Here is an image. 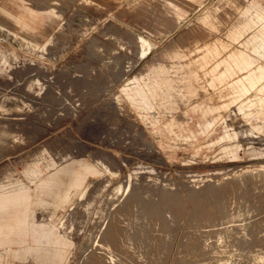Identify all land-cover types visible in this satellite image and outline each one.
Wrapping results in <instances>:
<instances>
[{
    "label": "rangeland",
    "instance_id": "obj_1",
    "mask_svg": "<svg viewBox=\"0 0 264 264\" xmlns=\"http://www.w3.org/2000/svg\"><path fill=\"white\" fill-rule=\"evenodd\" d=\"M247 1L0 0V188L14 190L20 210L18 230L10 232L20 254L0 264H82L86 251L108 259L97 232L117 221L120 199L123 203L138 185L170 188L159 192L165 199L160 195L162 201L145 205L151 214L161 206L159 220L168 222H159L160 237L168 241L161 242L157 264H232L229 247L190 263L174 262V256L189 229L188 212L190 234L199 227L205 235L216 231L210 227L228 216L226 209H237H229L228 199H200L204 191L198 190L229 192L264 175V135L252 120L237 118L233 99L222 100L220 89L198 81L206 75L200 69L246 62L230 55L249 47V40L225 33L242 30L248 18L236 23V8ZM205 16L215 27L202 21ZM249 126L259 133H249ZM225 131L227 141L221 142ZM259 186H250L248 194L263 198ZM117 187L120 198L112 195ZM250 196L246 202L252 207L245 206L252 211L250 222L244 217L234 228L227 221L217 229L237 239L236 233L244 235L237 225H247L246 234L259 238L243 241L257 245L236 247L248 250L235 260L264 264V198L252 203ZM106 207L115 216L109 219ZM234 239L230 243L238 242ZM243 241L238 243L247 244Z\"/></svg>",
    "mask_w": 264,
    "mask_h": 264
},
{
    "label": "bare ground",
    "instance_id": "obj_2",
    "mask_svg": "<svg viewBox=\"0 0 264 264\" xmlns=\"http://www.w3.org/2000/svg\"><path fill=\"white\" fill-rule=\"evenodd\" d=\"M14 2H16V0H14ZM251 26V25H250ZM114 31V30H113ZM129 34V33H128ZM144 39V38H143ZM146 39V38H145ZM145 43V42H144ZM147 45V44H146ZM145 45V46H146ZM239 127V126H238ZM246 129H248V132L249 133H254L255 135L256 134H258L259 132L257 131V130H255L254 128H251V126H249L248 128H246ZM240 133L242 132V130L241 131H239ZM246 134V133H245ZM239 136H240V134H239ZM258 178H259V180L258 181H255V182H253V183H251V185H243V184H237V185H235V186H233V187H231V188H229L228 190H226V191H229V192H224V191H219V192H217V193H211L210 191H212V189L214 188V187H212V188H210V190H208V189H205V190H203L202 189V191L200 190H198L197 192H203L202 194H199L200 195V199H203V198H208V197H210V199L212 200V202L214 203L215 201H217L218 199L220 200H223V199H228V202H229V200L231 201L230 203H229V205H228V207H229V209L231 208V209H233L234 207L235 208H237L236 210H235V208H234V210L235 211H233V210H231V211H233V212H231V211H229L228 212V209H226L227 210V212L226 213H228L227 215L228 216H226L225 218H222V219H217V220H219V222H217V223H219V228H223L224 227V224H228L227 223V221L229 222V223H232V222H240V220H242V221H247V220H249V219H247V217H250L251 215H252V211H250V210H247L246 211V209H245V206H246V208H249L248 206H250V204L248 203V202H246V200L248 199L249 200V194H248V192H249V187L250 186H253V187H255V188H253L252 190H254V189H257L258 188V185H260L259 187V194L260 193H262V194H264V175L262 174H258ZM155 182V181H154ZM255 183V184H254ZM138 184V183H137ZM140 184V183H139ZM135 185V184H134ZM133 185V186H134ZM159 186V185H158ZM158 186L156 187L155 185L153 186V188L151 187L149 190H147V188L146 189H144L145 187H147V186H145V187H143V186H137V187H133L134 189H132L131 191H132V194H130V196H128L129 195V193H128V191H127V193H128V195H127V198H126V196L123 194V196H125V203H124V201H123V203H122V199H124V197L122 198V199H120L121 200V204H123V206L122 207H120V209L122 208V210H120V211H118V210H116L115 208H119V206H116V205H119V204H117V201L116 200H114V202L116 201V207L112 210L113 212H114V210H116L115 212V214H116V222L115 223H113L112 222V224L110 223V225H108L109 227L107 228V229H105V230H103L101 227V229H102V231L103 232H100V230L97 232V230H93V232L94 231H96L97 232V235H99L100 236V239H99V241L98 242H100L101 243V245H102V247L104 246L105 248L102 250V251H106L107 253H108V259H109V262H107V260L105 259V260H103V258L102 257H104L105 258V254H104V256H101V257H99V258H102V260L101 259H99L98 257H97V254L98 253H100V252H97V254H95V253H93V251H91L92 250V248L93 247H91V252L93 253V254H95V259H96V257L98 258V259H96V260H94L93 262H92V260L94 259V257L93 256H91L90 254H92V253H90V252H88L87 253V251L85 252V254L83 255V260L81 261V263L83 264V261L85 260L86 261V259H87V261H89L90 259H92V260H90V262L88 263V262H85V263H87V264H157L159 261H160V246H161V242H162V244L163 243H167V241L168 240H166V239H164V237L163 238H161L160 237V233L158 232L159 231V229H158V227H159V222L160 223H162L161 222V219L159 220V218L162 216L163 217V215H161L160 216V207L161 206H159L158 207V210L157 211H155L153 214H151V211L150 210H147V208H146V203H148V202H150V201H156V200H160L161 199V194H167L170 190V188H167V189H165V190H167V191H164V189L162 188V189H160V188H158ZM124 187V186H123ZM148 187H150V186H148ZM130 188V186L128 185L127 186V188H126V190L127 189H129ZM189 188V187H188ZM119 189H121L120 187H117L116 189H114L115 191L112 193V195H117V197L118 198H120V196H121V194H122V189H121V193L120 192H118L119 191ZM250 189H251V187H250ZM134 190V191H133ZM194 190H196V189H194ZM130 191V190H129ZM160 191H162V192H160ZM174 191V190H173ZM206 191H207V193H206ZM213 191H214V189H213ZM120 193V195H118V193ZM161 194H160V193ZM176 192V191H175ZM188 192V191H187ZM189 192H190V190H189ZM194 192H196V191H194ZM123 193H125L124 191H123ZM126 193V194H127ZM171 193H172V190H171ZM253 193H254V191L252 192V195H253ZM256 193V192H255ZM195 194V193H194ZM111 195V196H112ZM161 195V196H160ZM174 195V194H173ZM190 195V194H189ZM256 195V194H255ZM257 195H258V193H257ZM261 195V194H260ZM259 195V196H260ZM110 196V195H109ZM114 196H112V197H114ZM192 196V195H191ZM195 196H197V195H195ZM116 197V198H117ZM162 197H164V196H162ZM166 197V196H165ZM165 197H164V199H165ZM176 197H177V195H176ZM176 197H173V198H176ZM189 197V196H188ZM202 197V198H201ZM198 198V197H197ZM259 198V197H258ZM258 198H256L255 196H250V200L252 199V203L255 201V199H256V202H254V203H257V199ZM262 197H260L259 199H261ZM264 198V197H263ZM263 198L261 199V200H263ZM112 200L113 199H115V198H111ZM204 199V200H205ZM110 200V199H109ZM163 200V198L161 199V201ZM161 201H159V202H161ZM175 201V200H174ZM177 201V200H176ZM192 201V200H191ZM200 201V200H199ZM205 201H208V199H206ZM204 201V202H205ZM226 201V200H225ZM111 202V200L108 202V203H110ZM168 202V201H167ZM201 202V201H200ZM199 202V203H200ZM209 202V201H208ZM218 202H220V201H218ZM223 202V201H222ZM228 202H226V204L228 203ZM260 201H258V203H259ZM264 202V201H263ZM118 203H119V201H118ZM177 203V202H176ZM213 203H212V205H213ZM225 203V202H224ZM219 204L220 206H221V208L222 207H224L225 206V204ZM250 203H251V201H250ZM251 203V204H252ZM261 203H262V201H261ZM179 204V203H178ZM197 205L196 206H199L198 205V203H196ZM204 204V203H203ZM203 204H202V207H203ZM209 204V203H208ZM211 204V203H210ZM242 204H245L244 205V210H242L241 211V209H240V207L242 206L243 207V205ZM263 204V203H262ZM261 204V205H262ZM112 205V204H111ZM113 205H114V203H113ZM154 205V204H153ZM155 205H157L156 203H155ZM152 206V207H156V206ZM159 205V204H158ZM157 205V206H158ZM166 205H168V204H166ZM107 206L109 207V204H107ZM148 206V205H147ZM181 206V205H180ZM201 206V205H200ZM253 206H256V207H253V208H257V204H255V205H253ZM264 206V205H263ZM85 207V206H84ZM108 207H106V209L108 208ZM112 207V206H111ZM110 207V208H111ZM206 207V206H205ZM204 207V208H205ZM215 207H217V206H215ZM215 207L213 208V210L215 209ZM227 207V208H228ZM241 207V208H242ZM250 207H252V206H250ZM110 208L109 209H107L106 211H107V215H108V213H109V211H110ZM167 209H169L170 207H166ZM177 208H179V207H177ZM198 208V207H197ZM207 208H209V207H207ZM112 209V208H111ZM163 209V208H162ZM161 209V210H162ZM181 209V208H180ZM179 209V210H180ZM199 209V208H198ZM260 209V207L258 206V210ZM172 210H173V208H172ZM176 210V209H175ZM210 210V209H209ZM218 210V209H217ZM216 210V211H217ZM222 210H224V208L222 209ZM253 210V209H252ZM255 211H256V209H254ZM181 212H182V210H180ZM188 211V210H187ZM195 211L197 212V210L195 209ZM212 211V210H211ZM215 211V210H214ZM255 211H253L254 213H253V216L254 215H256L257 216V214H255ZM111 212V211H110ZM181 212H177L178 213V215H179V213L181 214ZM194 212V211H193ZM192 212V213H193ZM204 212H207V211H204ZM221 212H223V211H221ZM261 212V211H260ZM264 212V211H263ZM102 213V212H101ZM164 213V212H163ZM176 213V214H177ZM201 212H198L197 214L199 215ZM215 213V212H214ZM219 213V212H218ZM225 212H223V214H224ZM226 213H225V215H226ZM257 213H258V211H257ZM115 214H111V215H114L115 216ZM174 214V212L171 214V215H173ZM241 215L240 216V218H236L235 219V216L236 215ZM262 214V213H261ZM110 215V214H109ZM107 216L108 218L111 216ZM201 215H202V213H201ZM205 215V214H204ZM259 215H260V213H259ZM258 215V216H259ZM177 216V215H176ZM175 216V217H176ZM191 216H192V214H190V216H189V212H188V218H189V220H187V222H189V223H187V227L189 228V229H187V228H185V229H187L186 231H185V229H184V231L186 232L183 236H182V238L184 239V241L183 242H181V243H179V246H178V248H177V251L175 252L176 254H175V256H174V262H177V261H182V262H186V263H190L191 261H193L194 259H204V258H207L208 256L209 257H212L214 254H216V253H218V252H220V251H222V250H225V248L226 247H229V249H227L228 251H231V260H232V264H238L237 263V261L235 260L236 259V257H239L240 256V254H243L244 252H246V254H247V250H248V248L247 249H238V248H236V247H244V246H246L247 245V247H255L257 244H255V243H251V242H255V240L253 241L252 240V238H257L258 236V234H255V230H254V232L252 233V235H256L257 237H250L248 234H250L251 232H248V234H246V227H247V225H246V227H245V224L244 225H237V229L238 228H240L241 230H242V232L241 233H244V235H239V237H238V235H237V233H236V236H237V239L235 238H233L232 237V235L230 236V235H227V236H225V235H223V234H221L220 232H221V229H217V225H214V227L212 228V227H210V225H209V227L211 228V229H213V230H216L214 233L211 231V233H213V234H208V233H206L205 235H204V233H202V231L201 230H203V231H205L206 232V230H204V229H199V227L197 226V225H195L194 223V226H197L198 227V229H196L195 228V230L194 231H196V233L194 234V235H192V234H190V231L192 230L191 228V223H192V219H191ZM206 216V215H205ZM256 216H254V217H256ZM257 216V217H258ZM261 216V215H260ZM171 217H173L174 218V215L173 216H171ZM181 217V216H180ZM183 217V216H182ZM181 217V218H182ZM200 217V216H199ZM199 217H197V218H199ZM214 217V216H213ZM221 217V216H220ZM244 217H246V219L247 220H245L244 219ZM111 218V217H110ZM109 218V219H110ZM180 218V219H181ZM196 218V217H195ZM201 218H203V217H201ZM205 218H207V217H205ZM259 218V217H258ZM263 218V220H264V216L262 217ZM113 219H115L114 217H113ZM164 219H166V218H164ZM164 219H162V220H164ZM175 219V218H174ZM173 219V220H174ZM200 219V218H199ZM204 219V218H203ZM230 219H232V220H230ZM251 219V218H250ZM260 219V221L262 222L263 220H261V218H259ZM258 219V220H259ZM105 220H106V218H105ZM198 220V219H197ZM204 220H206V219H204ZM257 220V221H258ZM103 221V220H102ZM110 221H112V220H110ZM179 221V220H178ZM252 222H254L255 220H251ZM107 222H108V220H107ZM164 222H166L165 220H164ZM162 223V224H164V226H166L165 224H167V223ZM200 222H201V220H200ZM204 222V221H203ZM212 222V221H211ZM211 222L209 223V224H211ZM248 222H250V220L248 221ZM251 222V223H252ZM261 222H260V225H261ZM199 223V222H198ZM197 223V224H198ZM205 223V225L204 226H207L208 225V223H206V222H204ZM216 223V222H215ZM250 223V224H251ZM259 223V222H258ZM107 224V223H106ZM189 224V225H188ZM193 224H192V226H193ZM200 224V223H199ZM198 224V225H199ZM207 224V225H206ZM212 224H214V222H212ZM253 224V223H252ZM112 225V226H111ZM233 225V228L235 227L234 225H236V223L235 224H232ZM232 225H231V228H232ZM161 226H163V225H161ZM163 226V227H164ZM186 226V225H185ZM193 226V227H194ZM200 226V225H199ZM213 226V225H212ZM230 226V225H229ZM255 226H256V224H255ZM262 226H264L263 224H262ZM106 227V226H105ZM227 227V226H226ZM245 227V228H244ZM257 227V226H256ZM260 226H258L257 228H259ZM96 228H99V226L98 227H95V229ZM161 228V227H160ZM168 228V227H167ZM202 228H204L203 226H202ZM208 228V227H207ZM229 228V227H228ZM264 228V227H263ZM263 228H262V230H263ZM249 228H247V230H248ZM255 229V228H254ZM208 230V229H207ZM228 230V229H227ZM251 230V229H250ZM252 230H253V228H252ZM256 230H258V229H256ZM209 231V230H208ZM225 231V230H224ZM259 231V230H258ZM158 232V233H157ZM191 232H193V231H191ZM183 233V232H182ZM258 233V232H257ZM262 233H264V231L262 232ZM94 234H95V232H94ZM93 234V235H94ZM238 234H239V232H238ZM247 236H246V235ZM259 234H261V233H259ZM92 234L90 235L89 234V236H91V238L92 237H94ZM251 235V236H252ZM262 235V234H261ZM264 235V234H263ZM262 235V236H263ZM96 236V235H95ZM262 236H260V237H262ZM234 237H235V235H234ZM90 238V237H89ZM90 238V239H91ZM259 238V237H258ZM257 238V239H258ZM96 239V238H95ZM98 239V238H97ZM233 239L234 240H236V241H243V240H245V239H247V240H252L251 242H250V244H248V241H243V242H247V244H242V243H230L231 241H233ZM256 239V240H257ZM262 240H264L263 238H261ZM92 240H94L93 238H92ZM91 240V241H92ZM221 240V241H220ZM90 241V242H91ZM97 241V240H96ZM259 241H261V240H259ZM90 242L88 243V246H89V244H90ZM95 242V241H94ZM93 242V243H94ZM92 243V242H91ZM92 243V244H93ZM165 243V244H166ZM92 244H90V246H92ZM86 246H87V244H85ZM259 245V244H258ZM264 245V244H263ZM87 246V247H88ZM95 246V245H94ZM97 246L98 247H100L98 244H97ZM96 246V248H98ZM163 247V246H162ZM90 248V247H89ZM95 249V248H94ZM166 249H167V245H166ZM84 250H86V247H84ZM95 250H97V249H95ZM100 250V249H99ZM162 250H164V249H162ZM89 251V250H88ZM98 251V250H97ZM164 252V251H163ZM243 252V253H242ZM90 253V254H89ZM102 253V252H101ZM103 253H105V252H103ZM162 253V252H161ZM82 254H83V252L81 253V256H82ZM92 254V255H93ZM164 254V253H163ZM89 255L92 257V258H90L89 257ZM99 255H101V254H99ZM106 256V257H107ZM87 257H89V259L87 258ZM240 260V259H239ZM241 260L243 261V259L241 258ZM179 261V262H180ZM241 261V262H242ZM243 262H245V261H243ZM242 262V263H243ZM165 263V262H164ZM241 263V264H242ZM245 264H247V262H245ZM251 264V263H250Z\"/></svg>",
    "mask_w": 264,
    "mask_h": 264
},
{
    "label": "crops",
    "instance_id": "obj_3",
    "mask_svg": "<svg viewBox=\"0 0 264 264\" xmlns=\"http://www.w3.org/2000/svg\"><path fill=\"white\" fill-rule=\"evenodd\" d=\"M236 9L238 11L236 23L239 24L241 17H247L248 21L245 22L241 31L238 26L237 31L226 32L225 35L229 39L249 40L247 43L249 47L236 48L230 55L242 57L246 62L237 65L221 64L219 69H215L216 66L200 69L199 71H205L206 75L204 79H198V81H200L199 84L204 82L203 86L220 89L222 100L224 98V101L228 102L230 98L233 99L237 118L241 121L252 120L254 127L264 135V0H249ZM202 21L210 27H215L207 16L203 17ZM252 27H254L253 30H247ZM198 38L196 35L192 39ZM192 72L190 71L189 74V87L195 86L192 83ZM241 109L246 110L245 115H242ZM226 131L219 141H227ZM227 146L224 145L223 149L226 150ZM61 161L47 167V170H51ZM3 188H0V261L6 262L7 256L20 254L19 246L18 252L13 249L16 245L12 242L14 236L10 234L18 230L20 210L16 207L14 190L4 192Z\"/></svg>",
    "mask_w": 264,
    "mask_h": 264
}]
</instances>
